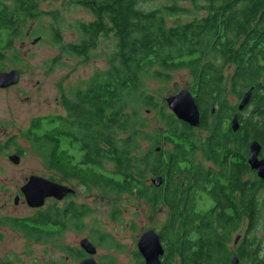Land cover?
Segmentation results:
<instances>
[{"label":"trees","instance_id":"1","mask_svg":"<svg viewBox=\"0 0 264 264\" xmlns=\"http://www.w3.org/2000/svg\"><path fill=\"white\" fill-rule=\"evenodd\" d=\"M14 1L15 9L5 5L2 11L10 20L44 13L60 26V11L39 12L37 0ZM157 1L162 0H68L69 7H82L93 19L71 25L79 33L78 45H65L54 25L53 44L86 61L101 41H114L119 66L115 63L105 76L97 73L73 89L63 99L65 115L50 120L46 128L35 120L29 139L33 152L53 171L50 178L60 175V182L84 185L88 192L109 188L154 211L164 207L166 217L157 231L164 248L162 264H230L236 255L245 264H264L255 239L238 250L229 248L232 234L244 223L250 232L264 228L263 186L247 159L249 142L264 144V0H164L145 9ZM185 3L190 7L181 5ZM194 11L206 15L199 18ZM182 70L191 77L199 129L178 121L144 84H166ZM248 90L250 110L243 118L238 112L241 123L233 133L226 125L237 113L230 98L240 99ZM215 104L218 109L209 114ZM149 114L156 115L155 124ZM196 130L205 136H197ZM166 144L173 147L170 153ZM196 153L201 157L196 159ZM147 175L162 176L164 187L153 186ZM200 203L209 207L200 210ZM86 210L74 205L63 213L53 206L5 225L25 238L50 242L70 224L83 227ZM117 211L111 212L114 220ZM60 249L67 259L84 257L81 248ZM135 258L142 259L138 252ZM0 264L20 262L0 258Z\"/></svg>","mask_w":264,"mask_h":264},{"label":"rangeland","instance_id":"2","mask_svg":"<svg viewBox=\"0 0 264 264\" xmlns=\"http://www.w3.org/2000/svg\"><path fill=\"white\" fill-rule=\"evenodd\" d=\"M165 1L152 2L144 7L146 10H150ZM37 4L39 12L60 11L61 24L60 26L56 25L54 21L50 20L51 17L44 13L39 14L35 21L25 23V27H23L26 29L24 34L21 32V35L18 36V48L28 50L22 57L20 56V62H18V66L22 70L20 83L11 92L4 95L0 93V97L3 95L4 100L7 98L10 100L8 102L14 103L20 123H25L24 128L22 127L23 130L34 117L38 116L45 119L46 116L50 115H52L50 117L62 116L65 114L63 99L69 98L73 89L80 87L97 73L105 76L107 72L113 69V64L116 63L119 66L114 56V41H101L97 49L92 52L90 59L86 61L72 57L69 53L66 54L59 49L60 46L56 43L53 44L51 27L55 25L59 26V32L63 36L65 45H78L80 41L79 33L71 25L75 26L78 23H87L92 20L93 16L88 10L82 7H69L68 0L54 2L37 0ZM188 4L181 5L190 7ZM199 4L203 5L201 1ZM193 14L201 18L206 15V12L194 11ZM32 27H35L34 36L28 38L25 32ZM37 36L42 38H40L41 41L38 42L37 39L35 41L38 43L32 45V40ZM173 77V80L166 84H158L152 80H146L144 84L151 92H157L160 102L166 105L165 99L169 95L176 94L174 92L176 86L178 91L182 89L190 91L189 81H191V77L187 71H177L173 73ZM241 98L235 101V98L231 97L230 102L237 107L236 105L239 104ZM59 99L62 100L61 103L58 102ZM216 106V104L213 106L214 112L218 109ZM250 106L247 104L246 109L240 112L241 118L247 116ZM149 118L151 124L156 123L155 114H149ZM45 125L48 124L42 126L46 128ZM195 134L205 136V133L198 130L195 131ZM23 145L26 147L27 152L21 165L13 166L3 156H0V218L6 217L8 214L18 216V218L34 216L31 215L32 211L22 209V206L18 207V210L13 207L14 192L12 188L21 184L24 181L23 178L31 173L44 172L49 177L48 169H45L44 163L33 152L34 150H30L29 142L24 141ZM164 147L165 151L169 153L173 148L170 144H166ZM195 155L196 159L201 157L200 153ZM51 175L53 174L51 173ZM150 180L151 176L147 175L149 183ZM70 184L76 190V196L72 199L73 202L78 206L83 205L87 209L84 213V220L82 219L83 227H81V231L72 228L73 226L70 224L61 237L50 242H43L25 238L16 229L2 225L0 226V232L2 233L0 258H8L11 261L14 259L19 260L20 264H50L59 260H64V264H78L79 261L77 260L67 259L60 248L69 246L79 249L80 239L83 238L95 246L94 260L97 264H144L143 258H135L138 250L137 237L147 229H153L157 233L160 224L163 223L166 217L165 208L161 207L160 210L154 211L144 202L133 200V198L126 195L120 196L109 188L108 191L94 189L92 192H88L84 185L81 186L74 182ZM163 185L164 182L161 186L164 187ZM59 206H62V204H59ZM208 207V203H200L199 205L200 210ZM113 211H117V220L112 219L110 216ZM242 230L243 228H240L232 234L229 248H236L234 246L236 234H242ZM257 234L261 236L260 232ZM252 236L253 234L248 238ZM102 238L105 239L101 240ZM262 251L264 256V250Z\"/></svg>","mask_w":264,"mask_h":264},{"label":"flooded vegetation","instance_id":"3","mask_svg":"<svg viewBox=\"0 0 264 264\" xmlns=\"http://www.w3.org/2000/svg\"><path fill=\"white\" fill-rule=\"evenodd\" d=\"M5 5L9 8L10 10L15 9L16 8V4L14 0H0V74H4V75H13L15 72H17V77L12 76L9 77L8 76V82L4 83L2 85H0V93H2L3 95L5 93H9L13 90V88H16L21 80V75H22V70L19 68L18 66V62H20V56L22 57V55L27 52V49H21L18 48V36L21 35V32L24 34V31L26 30L25 28V23L28 21H35L37 16L34 17H23V18H18L15 16L12 17V19L10 20V17H6L7 13H3L2 11H4ZM5 14V15H4ZM51 21H54L53 18H50ZM55 22V21H54ZM55 27V26H52ZM35 27L30 28L27 32H25V34H27L26 37H30V36H34V32H35ZM41 37L37 36V38H34L32 40V45L37 44L38 42L41 41L40 39ZM38 39V40H37ZM35 40H37L38 42H36ZM26 63V62H25ZM15 79H17L15 81ZM2 95V96H3ZM191 95H193V93H191ZM1 96V97H2ZM194 98L196 97L195 95H193ZM0 97V98H1ZM235 101L238 100V97H234ZM63 99V98H61ZM59 99L60 101H58L59 103L62 102V100ZM10 101L9 99H3V97L0 99V156H3V158L11 165L13 166H18L21 165L25 154L27 152L26 147H24L23 142L26 141L27 143L29 142L30 146V150L33 151V147L31 145V141L29 140L35 132V127H33V122L37 119H40L41 121V126L44 124H47L50 120L54 119V117H50V116H46L45 119L44 118H39L34 117L32 118L29 123L28 126L23 130V126L25 125V123H20L19 117L17 115V112L15 110V105L12 102H8ZM64 101V100H63ZM64 106V105H63ZM237 106V105H236ZM237 108V115H238V106ZM64 111H65V107H64ZM66 112V111H65ZM64 112V113H65ZM209 114H214L213 112H209ZM236 114L233 113L232 116ZM65 115V114H63ZM227 118V127L229 129L230 128V122H231V118ZM238 119V117H237ZM240 122V121H239ZM241 123V122H240ZM23 127V128H22ZM196 129H199L198 127ZM200 131V130H199ZM234 133V132H233ZM236 133V132H235ZM260 144V151L258 153V155H256L257 160L258 161H264V144L259 143ZM37 155V154H36ZM249 155V153H248ZM248 157V156H247ZM248 159V158H247ZM1 163V161H0ZM45 169H48L47 167H45ZM252 170V169H251ZM49 171V177L51 175V173L53 174V171H51L50 169H48ZM253 173L255 174V178L258 180L257 182H260L261 185L263 186V191H264V179L261 180V178L258 177L257 175V171L256 170H252ZM32 176H38L41 178H45L51 182L54 183H58L60 185L66 186L68 188H70L71 190H74V187L69 183V182H60V180H58L60 178V175L55 174L53 178H49L44 172L43 173H31L30 175L26 176L24 179V181L19 184L17 187L12 188L14 194H13V207L18 210V207L22 206V209H26L29 211H32L31 215H35L40 211H46L48 210L50 207H55L57 209H60L63 213L64 212H69L72 209V207L75 204V202H73V197L76 196V190H74V193H69L64 195V197L62 199H57L54 197H50L45 199L43 206L40 208H32L29 205H27L28 203L25 200L24 194L22 191V189L24 188V186L28 183L29 178ZM61 177H64V174L61 173ZM55 178V179H54ZM61 179V178H60ZM11 190V189H10ZM260 200H261V205H262V211L264 213V192L262 194H260ZM59 204H62V206H59ZM4 206V205H3ZM5 207V206H4ZM67 220L69 221V214L67 215ZM31 217V216H29ZM18 218V216H12L10 214L3 216L2 218H0V226L5 225V223L9 220H17V221H25L27 218ZM82 219L84 220V218L82 217ZM82 219H81V223H82ZM77 231H81V226L76 227ZM240 228H243L242 230V234H236V241H234V246L236 247V249L238 250V247L240 244L244 243L245 241L249 240H257V242L259 243V251H258V259H261L262 262L264 263V256L263 251L264 250V243H263V227L262 226H257L256 229H252L251 232L249 230V227H247V225H243ZM239 228V229H240ZM238 229V230H239ZM258 232L261 233V236H258ZM251 234H253V236L251 238H248V236H251ZM83 238H81L80 240H82ZM84 240V239H83ZM80 247V246H79ZM82 250V249H81ZM84 252V251H83ZM137 252V251H136ZM84 257L81 259H86L89 258L88 255H86L85 253ZM139 254V252H138ZM140 255V254H139ZM141 256V255H140ZM237 260H239L238 264H245L243 263L244 260L243 259H239L240 257L237 256ZM142 258V257H141ZM80 260V261H81ZM79 261V262H80Z\"/></svg>","mask_w":264,"mask_h":264},{"label":"water","instance_id":"4","mask_svg":"<svg viewBox=\"0 0 264 264\" xmlns=\"http://www.w3.org/2000/svg\"><path fill=\"white\" fill-rule=\"evenodd\" d=\"M17 72L13 75L0 74V85L8 82V76H16ZM17 79H15L16 81ZM252 92L248 90L245 92L243 98L240 100L238 106V112L244 110V108L249 104ZM167 109H169L172 114L177 118L178 121L184 122L190 127L197 128L200 125V111L195 103V98L191 95V92L185 89L177 92L176 94L169 95L165 99ZM214 105H210L209 109L214 113ZM237 113L232 116L230 122V128L232 132H235L240 127L239 119H237ZM249 155L248 164L250 169L256 170L259 178L264 179V161H258L257 156L260 151V144L258 141L253 140L249 142ZM159 151V149L157 148ZM164 178L162 176L151 179V184L153 186L160 188ZM26 202L32 208H40L43 206L45 199L54 197L57 199H62L64 195L69 193H74V190L60 185L58 183L51 182L45 178L38 176H32L29 178L28 183L22 189ZM158 234L153 229H147L139 237H137V252L144 259V264H162L160 257L164 255V248L161 244ZM236 241V239H235ZM80 248L84 251L89 258L81 260L78 264H97L94 260V255L96 254L95 246L87 239L80 240ZM230 264H238L236 256L230 259Z\"/></svg>","mask_w":264,"mask_h":264},{"label":"bare ground","instance_id":"5","mask_svg":"<svg viewBox=\"0 0 264 264\" xmlns=\"http://www.w3.org/2000/svg\"><path fill=\"white\" fill-rule=\"evenodd\" d=\"M244 94H245V93H244ZM244 94L242 95V98H243ZM242 98H241V99H242ZM250 101H251V99H250ZM250 101H249V102H250Z\"/></svg>","mask_w":264,"mask_h":264}]
</instances>
